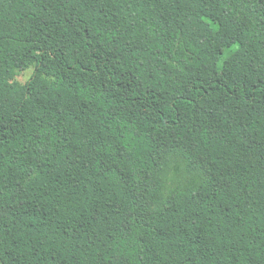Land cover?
Here are the masks:
<instances>
[{
	"label": "trees",
	"instance_id": "trees-1",
	"mask_svg": "<svg viewBox=\"0 0 264 264\" xmlns=\"http://www.w3.org/2000/svg\"><path fill=\"white\" fill-rule=\"evenodd\" d=\"M0 264H264V0H0Z\"/></svg>",
	"mask_w": 264,
	"mask_h": 264
},
{
	"label": "rangeland",
	"instance_id": "rangeland-1",
	"mask_svg": "<svg viewBox=\"0 0 264 264\" xmlns=\"http://www.w3.org/2000/svg\"><path fill=\"white\" fill-rule=\"evenodd\" d=\"M33 68L27 70H21L17 73V80L20 82H26L32 75Z\"/></svg>",
	"mask_w": 264,
	"mask_h": 264
}]
</instances>
